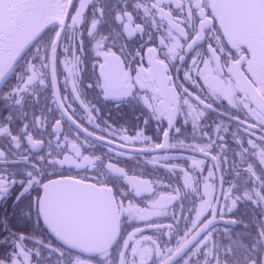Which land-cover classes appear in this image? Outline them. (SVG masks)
Wrapping results in <instances>:
<instances>
[{"label":"snow or ice","instance_id":"snow-or-ice-1","mask_svg":"<svg viewBox=\"0 0 264 264\" xmlns=\"http://www.w3.org/2000/svg\"><path fill=\"white\" fill-rule=\"evenodd\" d=\"M228 3L0 0V264H264V36Z\"/></svg>","mask_w":264,"mask_h":264},{"label":"flooded vegetation","instance_id":"flooded-vegetation-1","mask_svg":"<svg viewBox=\"0 0 264 264\" xmlns=\"http://www.w3.org/2000/svg\"><path fill=\"white\" fill-rule=\"evenodd\" d=\"M222 18L225 28L235 37H244L253 42L258 41L264 36V0H231L222 8ZM103 115L110 121L119 123H134L131 115L125 117L104 110ZM154 133V129L150 130ZM7 221L13 227H24L27 223V217L22 214L20 207H13L12 199L8 202L0 201V225Z\"/></svg>","mask_w":264,"mask_h":264}]
</instances>
